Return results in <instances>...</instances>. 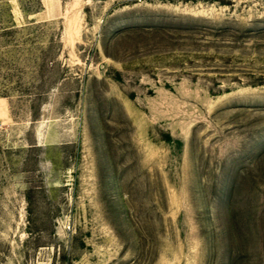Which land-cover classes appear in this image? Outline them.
<instances>
[{
  "label": "rangeland",
  "instance_id": "374dc122",
  "mask_svg": "<svg viewBox=\"0 0 264 264\" xmlns=\"http://www.w3.org/2000/svg\"><path fill=\"white\" fill-rule=\"evenodd\" d=\"M0 264H264V0H0Z\"/></svg>",
  "mask_w": 264,
  "mask_h": 264
}]
</instances>
